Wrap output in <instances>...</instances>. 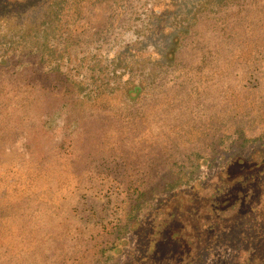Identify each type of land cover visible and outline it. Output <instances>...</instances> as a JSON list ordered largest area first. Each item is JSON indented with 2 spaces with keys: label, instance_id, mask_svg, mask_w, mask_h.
I'll list each match as a JSON object with an SVG mask.
<instances>
[{
  "label": "rangeland",
  "instance_id": "374dc122",
  "mask_svg": "<svg viewBox=\"0 0 264 264\" xmlns=\"http://www.w3.org/2000/svg\"><path fill=\"white\" fill-rule=\"evenodd\" d=\"M0 264H264V0H0Z\"/></svg>",
  "mask_w": 264,
  "mask_h": 264
}]
</instances>
